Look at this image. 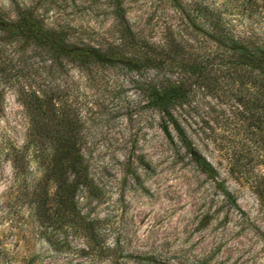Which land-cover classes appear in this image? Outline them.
<instances>
[{"label": "rangeland", "instance_id": "obj_1", "mask_svg": "<svg viewBox=\"0 0 264 264\" xmlns=\"http://www.w3.org/2000/svg\"><path fill=\"white\" fill-rule=\"evenodd\" d=\"M182 1H196L208 21L191 22L170 0H0V13L15 19L27 12L66 40L89 45L220 41L209 22L215 18L225 41L264 43V0ZM10 49L0 55L2 68L15 64ZM38 58L27 51L21 75L0 78V264H264V203L252 188L264 177V148L251 126L248 83L215 75L217 83L193 87L177 109L215 180L190 162L173 131L175 144L164 137L139 75L68 62L52 74ZM22 86L57 87L66 122L76 123L91 179L78 195L81 222L65 216L53 183L43 207L30 203L28 178L41 177L45 153L27 144L32 121ZM239 155L243 167L234 165Z\"/></svg>", "mask_w": 264, "mask_h": 264}, {"label": "trees", "instance_id": "obj_2", "mask_svg": "<svg viewBox=\"0 0 264 264\" xmlns=\"http://www.w3.org/2000/svg\"><path fill=\"white\" fill-rule=\"evenodd\" d=\"M170 1L180 15L186 13L192 19L191 22L196 19L208 21L205 8L204 11L194 8L196 1L188 4L182 0ZM209 22L215 30L216 40L220 41H195L196 45L184 47L179 41H165L163 46H159L149 41L131 40L102 46L68 41L61 32L46 28L42 21L27 12L15 19L0 13V36L3 41L11 40L10 43L5 41L0 44V55L11 51V47L16 50L14 56L9 55L11 59L8 62L12 63L14 60L15 64H8V68L1 66L0 78L6 81L12 74L21 75L25 70L23 63L27 51L36 53L39 61L52 74L61 73L67 62L85 71L122 67L128 72H134L140 77L147 107L158 116V127L164 137L175 144L173 131L190 162L201 173L217 180L216 169L200 153L188 129L181 123L177 109L187 104L193 87L208 88L217 83L215 75L229 82H238L239 86L248 83L255 92L250 105L251 126L253 134L258 136V142L264 148V43L244 41L242 38L225 41L227 36L221 29L219 20L215 18ZM150 70L153 73L148 77ZM21 93L32 121L27 133V144L37 145L45 153L39 162L41 177L28 178L26 187L30 203L36 209L43 207L47 202L48 187L53 183L57 202L64 212L71 213L73 218L81 222L83 218L75 210L78 195L84 188L90 187L91 179L82 143L80 139H76L74 132L76 123L66 122L60 106L61 91L57 87L41 91L22 86ZM17 154L24 158L25 152L17 151ZM240 156L234 165L243 167ZM262 163L264 164V159ZM16 167L20 168V172H25L26 166L20 167L17 163ZM25 173L27 176L28 171ZM217 185L220 186L218 183ZM252 188L261 203H264V177H255ZM223 195L224 198L229 196L227 191Z\"/></svg>", "mask_w": 264, "mask_h": 264}]
</instances>
